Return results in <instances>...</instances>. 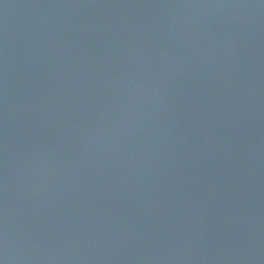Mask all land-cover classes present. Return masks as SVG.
Here are the masks:
<instances>
[{
	"label": "water",
	"instance_id": "1",
	"mask_svg": "<svg viewBox=\"0 0 264 264\" xmlns=\"http://www.w3.org/2000/svg\"><path fill=\"white\" fill-rule=\"evenodd\" d=\"M0 264H264V0H0Z\"/></svg>",
	"mask_w": 264,
	"mask_h": 264
}]
</instances>
